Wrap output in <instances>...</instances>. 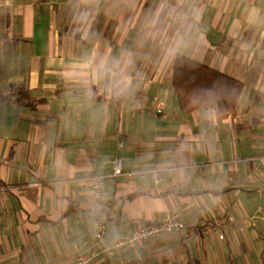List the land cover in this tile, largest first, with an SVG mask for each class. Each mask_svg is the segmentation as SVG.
I'll return each mask as SVG.
<instances>
[{
    "label": "crops",
    "instance_id": "obj_1",
    "mask_svg": "<svg viewBox=\"0 0 264 264\" xmlns=\"http://www.w3.org/2000/svg\"><path fill=\"white\" fill-rule=\"evenodd\" d=\"M158 3L0 0V264H77V244L93 264H264V26L246 20L264 0L185 6L200 18L190 17L182 54L245 84L227 116L181 111L175 58L145 38ZM105 52L132 53L123 94L82 82V59ZM181 145L182 178L143 179L138 160ZM115 158L124 174H114ZM93 176L105 181L99 209L90 203ZM169 214L197 233L163 232L114 255L96 240L100 222L112 245ZM207 224L213 230L203 235Z\"/></svg>",
    "mask_w": 264,
    "mask_h": 264
},
{
    "label": "clouds",
    "instance_id": "obj_2",
    "mask_svg": "<svg viewBox=\"0 0 264 264\" xmlns=\"http://www.w3.org/2000/svg\"><path fill=\"white\" fill-rule=\"evenodd\" d=\"M80 2L90 5L98 4L99 0H80ZM186 5H188V0H175V2L159 0L155 10L146 17L145 38L153 41L159 40L164 57L168 61L175 58L178 53H183L192 44L190 17L198 21L200 16L198 12H193L190 6L185 10ZM246 20L250 25L264 26V9L257 7L248 9ZM82 21L86 23L87 16L82 17ZM81 63L84 73L82 82L85 85L93 83L102 85L110 95L114 92L120 95L129 90L131 86L129 69L134 63L132 53L113 57L110 52H105L98 57L87 56L82 59ZM184 151L186 148L181 145L173 153L162 155L159 160L154 157L138 160L136 163L143 165L147 172L143 179L158 181L161 179V173H164L166 177L182 178L184 165L180 157L183 156ZM116 163L118 161H112L111 167L115 168ZM99 167L101 170H106L109 164L102 162ZM90 203L94 209L101 207L99 196H90Z\"/></svg>",
    "mask_w": 264,
    "mask_h": 264
},
{
    "label": "trees",
    "instance_id": "obj_3",
    "mask_svg": "<svg viewBox=\"0 0 264 264\" xmlns=\"http://www.w3.org/2000/svg\"><path fill=\"white\" fill-rule=\"evenodd\" d=\"M172 85L183 113L204 107L222 116L237 113L245 90L242 80L182 53L174 59Z\"/></svg>",
    "mask_w": 264,
    "mask_h": 264
},
{
    "label": "built area",
    "instance_id": "obj_4",
    "mask_svg": "<svg viewBox=\"0 0 264 264\" xmlns=\"http://www.w3.org/2000/svg\"><path fill=\"white\" fill-rule=\"evenodd\" d=\"M161 108L159 109V111ZM113 161H118L114 168L115 175L124 174L122 169V161L119 158H115ZM264 167V160H262ZM127 176H132L133 172H127ZM92 188L94 194L100 198L103 196L105 181L101 176H93L91 179ZM200 232L203 235H208L212 232L213 228L211 225L207 224L200 227ZM106 225L104 223H98L97 231L95 237L97 242L101 245L103 244V251L107 255H114L117 249L123 247L129 250H135L139 246L143 245L152 236L159 235L163 232L171 233H182L187 236L195 235L197 233L196 229L187 227L181 220L173 217L171 214L167 215L160 222H141L136 229L126 233L122 237H119L112 245L107 243L106 240ZM220 238H223L222 233L219 234ZM77 264H93V258L86 249L82 248L80 245L75 246Z\"/></svg>",
    "mask_w": 264,
    "mask_h": 264
}]
</instances>
